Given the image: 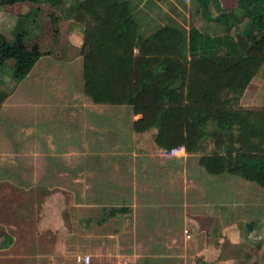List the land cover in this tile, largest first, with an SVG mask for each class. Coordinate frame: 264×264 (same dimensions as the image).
Wrapping results in <instances>:
<instances>
[{"label":"rangeland","instance_id":"374dc122","mask_svg":"<svg viewBox=\"0 0 264 264\" xmlns=\"http://www.w3.org/2000/svg\"><path fill=\"white\" fill-rule=\"evenodd\" d=\"M63 2L59 9L0 2L5 39L0 49V245L3 239L8 245L14 240L0 264H78L83 255L89 256L88 264H264V190L228 174L213 178L196 170L199 156L215 150L214 137L208 136L196 154L167 156L153 142L156 131H132L131 122L139 116H132L128 106L103 109L92 103L82 89L81 54L87 50L70 41L71 31L82 34L84 24L65 20L64 8L71 1ZM33 8L38 12L31 15L30 29L27 15ZM191 15L185 27L219 33L205 25L197 10ZM245 22L235 25L234 35ZM19 51L42 56L15 83L11 75ZM263 72L261 66L236 101L232 92H221L227 108L260 112L262 123ZM214 127L208 122L207 132ZM69 145L79 155L69 153ZM162 165L170 176L153 191L150 179ZM182 168L185 179L176 173ZM132 194L139 204L161 200L173 211L186 203L185 231L177 222L168 224L172 252L164 263L147 257L156 249L143 216L133 224L134 234L129 217L130 230L116 238L112 220L103 227L95 223L97 210L83 226L86 205L110 210L131 201Z\"/></svg>","mask_w":264,"mask_h":264},{"label":"trees","instance_id":"16d2710c","mask_svg":"<svg viewBox=\"0 0 264 264\" xmlns=\"http://www.w3.org/2000/svg\"><path fill=\"white\" fill-rule=\"evenodd\" d=\"M17 1L64 7L63 0H0ZM70 1L64 17L84 24L82 89L92 103L128 106L132 116H139L131 122L132 131L155 129L153 142L165 152L182 146L186 154H196L208 136L214 137L215 150L199 156L198 166L210 176L228 174L264 190L262 114L227 108L221 95L232 92L236 101L264 66V0H238L233 10H222L216 0H196L203 21L222 27L223 34L190 28L187 38L169 26L143 37L127 0ZM37 12L33 8L27 15L30 29ZM242 19L244 26L231 36ZM4 42L0 35V49ZM41 56L19 51L12 80L22 81ZM208 122L215 125L209 133Z\"/></svg>","mask_w":264,"mask_h":264},{"label":"crops","instance_id":"0c3cea01","mask_svg":"<svg viewBox=\"0 0 264 264\" xmlns=\"http://www.w3.org/2000/svg\"><path fill=\"white\" fill-rule=\"evenodd\" d=\"M127 1L130 2L131 13H132L133 19L138 25L139 34L142 35L143 37H146L152 34L157 29L164 27V26H169L171 28L180 30L185 35V38H187V33L190 28H195L199 32L206 33L210 36H218V35L223 34L222 27L218 26L215 23H211V22L207 23L203 21V19L201 18L200 9L198 7L196 0H127ZM216 1L222 10H233L236 8V4L238 0H216ZM143 4L145 5V7H142ZM196 10L199 13L200 19L205 23V25H207L208 27L217 28L219 33H216L215 35H211L208 33V31H205V30L202 31L195 26L185 27L184 22L186 24L188 21H190V19L192 18L191 14L196 13ZM190 11L192 12L191 14H190ZM167 22L168 23L171 22V23L167 25L166 24ZM241 22H243V19L241 20ZM234 30H235V27H233L229 33L231 36H234L233 34ZM147 31L149 33H145L143 35L142 32H147ZM70 35H71L70 36L71 43H74L75 45V43L77 44L79 42V45L81 47L82 34L80 33L79 35L77 34V32L71 31ZM77 39H80V40L78 41ZM79 45H77V47H79ZM245 93H246V90H244L243 95ZM89 105L92 106L93 104H89ZM96 106L100 108L103 106V109H106V108L114 109L116 107L113 105H96ZM242 110L248 111V112H256V111H252L249 109H242ZM154 132H155V129H151V133H154ZM131 135H135V134L132 133ZM66 150L69 153H71L73 156L79 155V152L77 150H74L73 146L69 145V147H66ZM81 153L82 155L84 154V152H81ZM183 155L186 157L185 152L183 153ZM191 156L192 155H187V157H191ZM160 167L161 168H158L159 171H158L157 177L150 179L151 182L149 185H151L150 189L152 190L153 188V191H156V187L164 183L165 176L167 178L170 176V171L167 170L165 166L162 165ZM197 169H200V171H203V169L199 167L196 168V170ZM185 172H186L185 168H182L181 170L176 171V173H179V175L182 176L183 179L186 178ZM188 174H191V173H187V175ZM210 177L217 178L220 176H210ZM194 179L195 178L192 175V178H190L189 181H192V180L194 181ZM6 194H7V197L10 196V193L8 190L6 191ZM86 207L87 208L84 207L85 208L84 211L87 212L88 216L83 221V223L85 224L83 226H88V224L92 220L89 218V213L97 210V212L99 213L96 216L97 220L95 221L97 225H100L103 227V225H105L106 223H109L111 220L115 223L114 229H113V235H111L114 238L118 237L119 235H125V233L128 232L130 229H131V233L134 234L136 230H135V227H133V224L135 226V224L139 223V220L141 219L140 217L143 216L145 219L144 221L145 227H147L146 231L148 233V238H150L151 243H153L150 245H153V248L156 249L155 251L148 252L147 257L156 259L157 261L155 262H158V263H164L165 262L164 259H167V257L170 255V252H172L170 250L172 244H170L171 236H169V227H168L169 222L171 221L177 222L178 226L180 224L182 228H184L183 231H185V225H186L185 223L187 221L186 203H184V201L182 204H180V206H177L176 209H174L175 211H173L172 209H170L171 205L168 204V202L161 201V200L159 201L151 200V201H148L146 205L139 204L137 200L135 199V195L132 194L131 201L129 200L124 205L123 204L114 205V207L111 208L110 210H103L102 209L103 207L100 206L99 204L86 205ZM129 217H131V220H132L130 229L126 226L127 225L126 223L130 221L128 220ZM220 231H223V233L226 234L228 230H227V227H222L220 228ZM223 233L221 235H224ZM13 245H14V240L12 241V244L9 243L8 245V242L5 243L3 239V242L0 245L1 246V249H0L1 256L0 257H4V253L7 252V250H9ZM84 256H87V255H83L78 258L77 260L78 264H84L81 261V258ZM120 256L121 255H116V257H120Z\"/></svg>","mask_w":264,"mask_h":264},{"label":"built area","instance_id":"2783aa9c","mask_svg":"<svg viewBox=\"0 0 264 264\" xmlns=\"http://www.w3.org/2000/svg\"><path fill=\"white\" fill-rule=\"evenodd\" d=\"M183 152H184L183 147H182V146H179V147H177V148H173V149L169 150L168 153H165V154H166L167 156H171V155H173V154H176V153H183ZM81 261H82L84 264L88 263V261H89L88 256H84V257H82V258H81Z\"/></svg>","mask_w":264,"mask_h":264}]
</instances>
